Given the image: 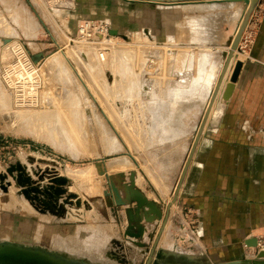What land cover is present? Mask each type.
Wrapping results in <instances>:
<instances>
[{
  "label": "rangeland",
  "instance_id": "rangeland-1",
  "mask_svg": "<svg viewBox=\"0 0 264 264\" xmlns=\"http://www.w3.org/2000/svg\"><path fill=\"white\" fill-rule=\"evenodd\" d=\"M2 3L4 2L0 0V19H3L0 28L7 25L17 29L19 38L3 40V44L1 43L3 47L0 46L3 49V52H0V172H5L12 164L18 162L27 164L31 174L33 170L45 171L55 167L58 173L70 179L71 185L68 189L82 200L80 209L87 213L91 224L94 222L97 224L94 215H99L100 210L105 211L108 207L110 209L114 207L112 195L126 191L133 171L136 173L137 186L144 193L151 197L165 193L171 197L169 202H173L185 162L195 140L196 129L203 120L202 99L209 90V83L196 77L203 74L201 70L203 65L197 64L193 54H198L199 57L208 54L209 56H206L211 60L212 66L218 68L225 60L224 44L228 43V39L225 38L213 43L203 40L201 38L203 36L194 33L189 24L195 20L213 18L215 19L213 22L216 23L215 29L219 28L228 38L240 17L239 7L231 8L232 17L224 18L220 16L221 14L206 10L198 2L175 3L167 7L158 4H129L122 0H11V5L14 4L16 11L13 14L10 7ZM258 19V17L252 19V24L249 21L247 30L243 33L245 35L242 37L245 39L242 40L241 48L244 47V51L253 47L259 30ZM86 24L87 31L82 33L81 28ZM112 31L116 34H112ZM36 33L38 35H35ZM192 35L200 38L194 37V40H190L189 36ZM19 47L24 53L17 52ZM131 49L151 51L149 62L146 61L145 64L147 72H153V75L164 72L162 83L164 82L165 88L164 91L159 90L156 86L157 80L152 77L151 84L148 85L150 89L146 86L140 89L138 75L139 80L136 79L131 88L132 106L127 99L120 98L117 100L118 104L116 103L119 108V111L115 110L116 113L112 104L115 99L112 87L116 82V72L113 69L116 66L121 68L125 64ZM172 50L173 56H170L168 62L174 60L176 51L191 52L189 81L181 86L170 84L174 70L167 71L165 65L164 68L159 67L162 54L166 55L167 51ZM90 52L91 54L94 52L97 61L100 60L97 63L99 65H96L100 67L103 79L97 78L92 70L93 66L88 62L87 56ZM133 56L137 59L132 64H137L138 67V64L143 63L139 61V56ZM50 58L51 61L46 60ZM12 66L16 69L13 70V73L16 71V74L14 73L16 77L11 72L13 77L19 76L21 79H14L12 75L7 74V69H11ZM24 68L27 73L32 71V77L28 78ZM6 75L16 80L15 82L13 80L16 84L9 86ZM139 89L145 96L146 94L151 96L153 90L160 91L159 99L163 102L158 105L160 107L157 109L160 110L156 109V114L145 115H148V120L156 121L155 126L159 125L156 129L152 130L149 127L151 123L149 124L147 119L135 118L138 114L136 112L145 105L138 102V96H142ZM175 97H179L180 102L175 106L177 109L173 107L170 110L169 106L172 100L175 101ZM143 98V102L150 101V98L153 100L152 97ZM125 108L133 113L127 114V119L123 117ZM153 110L156 112L155 108ZM122 160L125 162H121ZM33 177L36 178L34 174ZM18 191L19 188L15 185L10 187L9 192L0 189V192L5 193L3 195L0 193V243L6 241L17 246L25 244L41 250L73 253L70 255L80 256V259L126 258L117 250H108L105 255L96 257L90 253L93 251L103 253L105 248L82 247L83 242H77L72 232L43 231V228L38 227L37 219L29 218V213L36 214L40 219L47 215L31 207ZM106 193L109 194L108 197ZM7 203L9 205H6ZM17 206L18 208L21 206L20 211ZM68 206L65 205L67 209ZM76 209L77 207L73 206L69 211ZM71 219L77 217L68 212L66 217L56 215L53 220L62 223ZM157 222L162 224V221ZM155 230L149 228L153 238ZM159 230L155 238L156 236L159 238ZM185 230V227L180 228L181 235L187 234ZM119 242L123 246L118 248L125 251L126 255H130L132 251L126 245L125 239ZM146 243L147 249H150L154 240L147 236ZM136 247L138 250L141 249L143 256H148V250ZM160 253H163L161 259L172 262L178 259V253L167 250ZM156 259L155 253L153 262Z\"/></svg>",
  "mask_w": 264,
  "mask_h": 264
},
{
  "label": "crops",
  "instance_id": "crops-1",
  "mask_svg": "<svg viewBox=\"0 0 264 264\" xmlns=\"http://www.w3.org/2000/svg\"><path fill=\"white\" fill-rule=\"evenodd\" d=\"M1 1L10 7L12 14L16 13L11 0ZM257 17L256 40L242 57L243 67L233 94L223 102L218 117L206 129L176 201L169 202L171 197L165 193L156 197L145 193L160 203L163 212L171 205L165 228L158 238L157 251L178 253V259L176 263L163 259V264H250L259 250L248 242L256 240L257 246L258 241L264 243V0L250 21ZM2 21L0 19V24ZM16 30L7 25L0 28V46L3 47V40L18 39ZM0 52H3L1 47ZM112 196L118 204L94 215L97 224H91L82 209L68 211L77 219L62 223L54 222V216L49 214L40 219L29 213V218L37 219L38 227L45 232H72L77 242H83L82 247L105 248L103 253H90L96 257L105 255L108 250H117L125 254L127 260L142 264L146 257L131 242L125 240L132 251L130 255L118 248L117 242L125 239L123 233L128 227L130 205L126 191ZM187 210H192L197 218L193 241L191 235H187L184 218ZM147 227L156 229L155 238L162 224L155 222ZM182 227L186 228L185 236L181 235ZM154 238L155 241L157 236ZM77 260L82 264H118V260L124 259Z\"/></svg>",
  "mask_w": 264,
  "mask_h": 264
},
{
  "label": "water",
  "instance_id": "water-1",
  "mask_svg": "<svg viewBox=\"0 0 264 264\" xmlns=\"http://www.w3.org/2000/svg\"><path fill=\"white\" fill-rule=\"evenodd\" d=\"M129 4H150L156 5L158 0H122ZM199 0H182V1H167L166 3H197ZM214 1V0H213ZM223 1H239L244 3L246 6L245 15L243 21L235 35L232 42L231 51L226 57L224 63L221 79L216 87L218 91L221 86L222 78L227 70L230 60L233 57L234 51L239 48L240 41L242 39L243 33L248 26L249 20L256 10V8L261 4L262 0H223ZM112 34H116L114 31ZM243 67V61L238 60L235 63L230 82L228 83L224 93L223 100L227 102L233 90L235 84L238 81L241 69ZM208 113L204 116L197 134L193 142L190 153L185 162L182 175L178 184L177 191L173 198V203L176 201L178 196V190L183 184L187 171L191 165L193 157L197 151L198 145L200 143L201 137L204 133L205 124L207 121ZM205 134V133H204ZM32 159L30 160V162ZM33 174L36 178L33 177ZM33 174L29 173L27 164L18 162L12 164L5 172H0V187L4 192H9L12 185L19 188V195H22L39 213L51 214V215H63L67 216L69 208L75 206L80 209L82 206V200L80 197L69 191L68 186L71 185L69 178L58 173L57 169L53 167L51 170H33ZM126 192L128 194V204L130 205L127 210L128 227L124 231L123 236L125 240L131 242L133 245L145 248L149 251L148 256L142 264H163L162 255L160 251H157V243L159 241L158 237L155 239L153 246L147 249L146 237L149 236L153 240V236L149 232V227L147 225H152L154 222L162 221V227L159 230L161 234L165 228V224L169 217V211L171 205L167 206L166 212H163L162 207L159 202L149 198L139 187L136 182V173L133 171L130 174V182L126 187ZM109 194L106 193L108 197ZM64 203V205L61 203ZM115 205L118 204L114 203ZM65 205H69L68 209ZM109 205V204H108ZM113 205V204H111ZM149 232V233H148ZM120 247L123 245L117 242ZM252 247H257V241L252 240L248 242ZM7 243H0V264H71L68 261L65 263L57 261L51 257L50 254H42L36 251V249H17L11 248ZM157 256L155 262H153V256ZM47 256V257H46ZM125 256V254H124ZM145 257V256H143ZM264 250H259L255 258L251 260L250 264H264ZM118 264H135L133 261H129L126 258L122 261L118 260ZM82 264V263H75Z\"/></svg>",
  "mask_w": 264,
  "mask_h": 264
},
{
  "label": "bare ground",
  "instance_id": "bare-ground-1",
  "mask_svg": "<svg viewBox=\"0 0 264 264\" xmlns=\"http://www.w3.org/2000/svg\"><path fill=\"white\" fill-rule=\"evenodd\" d=\"M159 2L157 3L158 5H167V7L169 6V5H173V4H175V3H166L167 1H161V0H158ZM198 3H200V5H202L203 6V8H206L208 11H214V12H216V14H221L220 16H223L224 18L226 17V18H228V17H232L231 15L233 14V11H232V9L231 8H233V7H239V12H240V17H238L239 19H238V21H237V23H236V26H235V29H234V31H233V33H232V35L230 36V37H228V38H226L225 37V35L222 33V32H220V29L219 28H217V29H215L216 28V26H215V22H213V20H215V19H213V18H210V19H208V20H195V21H192L189 25H190V27H191V29H192V31L194 32V33H198L199 35H201V36H203V37H201L203 40H208V41H210V42H219V41H221V40H223L224 38H225V40L226 39H228V43H227V45L226 44H224L225 46V51H224V57H225V60H223L222 62H221V64H219V66H218V68L216 67L215 68V66H212V62H211V60L209 59V55L208 54H206V55H208V56H206V55H204V54H202V55H200V56H202V57H199V56H197L196 54H193V55H195V61H197V64L199 65V66H202L203 65V67H201V70H202V72H203V74L199 77L198 75L196 76L197 78H199L201 81L202 80H204L205 82L207 81V83H209V85H208V92H206V94H205V97H204V99H202V105H203V118H204V116L206 115V113H208V117H207V121H206V124H205V128H204V130H206L207 128H208V126L210 125V124H212L214 121H215V119L218 117V115H219V113H220V111H221V107H222V104H224L223 102H224V100H223V93H224V91H225V89H226V87H227V85H228V83L230 82V78H231V76H232V73H233V70H234V66H235V63H236V61H238V60H241V61H243V59L241 58V57H243L244 55H246V50L244 51L243 49H244V47H243V49L241 48V45L243 44L242 42V39H241V41H240V46H239V48L238 49H236L235 51H234V54H233V57H232V59L230 60V62H229V65H228V67H227V70H226V72H225V74H224V76H223V78H222V82H221V86L219 87V89H218V91L216 90V87H217V85H218V83H219V80L221 79V75H222V71H223V67H224V63H225V61H226V57L228 56V54L230 53V51H231V46H232V42H233V40H234V38H235V35H236V33H237V31H238V29H239V27H240V25H241V23H242V21H243V18H244V15H245V9H246V6H245V4L244 3H241V2H239V1H223V0H199L198 1ZM191 5V4H190ZM193 5V4H192ZM161 7V6H160ZM164 8V7H163ZM162 8V9H163ZM170 8V7H169ZM172 8H174L173 6H172ZM208 14H210V13H208ZM211 16V15H210ZM250 21V20H249ZM233 23V22H232ZM249 24V23H248ZM38 27V26H37ZM37 29V28H36ZM39 29V28H38ZM209 29H210V31H209ZM222 29V28H221ZM246 30H247V27H246V29H245V31H244V33L246 32ZM37 31V30H36ZM222 31V30H221ZM229 31V30H228ZM225 33V32H224ZM35 35H38L37 33L35 34ZM243 35H245V34H243ZM196 36V35H195ZM195 36H189L190 37V40L191 39H193L194 40V37ZM196 39H199L200 37L198 36V37H195ZM112 40V39H111ZM224 42V41H223ZM227 42V41H226ZM11 43V42H10ZM9 43V44H10ZM13 43H15V41L14 42H12V45L11 46H13ZM222 43V42H221ZM8 44V45H9ZM19 44V43H18ZM70 45V44H69ZM216 45V44H215ZM11 46H10V48H11ZM19 46V45H18ZM21 46V45H20ZM203 46H204V44H203ZM209 46V45H208ZM218 46H220V45H218ZM217 46V47H218ZM15 47V46H14ZM163 47V46H162ZM201 47V46H200ZM16 48V47H15ZM15 48H14V50H15ZM168 48V47H167ZM206 48V47H205ZM211 48V47H210ZM221 48V47H220ZM89 49V48H88ZM171 49V48H170ZM215 49V48H214ZM222 49V48H221ZM13 50V51H14ZM25 50V49H24ZM64 50V49H63ZM210 50V49H209ZM242 50V51H241ZM131 53H130V56L128 55V57H127V54H126V57L128 58V60L125 62V64L121 67V68H119L118 66H116V67H114V69H113V71L114 72H116V82L113 84V87H112V89L114 88V103H112L114 106V111L116 110V111H119L118 109V107H117V104H118V102H117V100L119 99L120 100V98H122L121 100H124V99H127L128 101L127 102H129V104L131 105L132 104V102H133V95L131 94L132 93V84H133V82L136 80V79H138L139 80V77H140V83H139V88L141 89L143 86H146L147 88H149V84H151L150 82H151V80H152V77H155L154 79H156L157 80V84H156V86L157 87H159V90H162V91H164V88H165V84H164V82L162 83V79H164V77L163 76H165L164 75V72L162 73V72H160L159 74L158 73H156L155 75H153L152 73L153 72H150V71H148L147 72V69L148 68H146V66H145V64H147L146 63V61H148L149 60V54H150V52H148V50H141V51H133L132 49L131 50H129ZM129 51H127V52H129ZM153 51V50H152ZM165 51V50H164ZM214 51V50H213ZM7 52V51H6ZM6 52H4V53H6ZM16 52V51H15ZM17 52H19V54L20 53H22L23 52V50H22V48L21 47H19L18 48V50H17ZM126 52V53H127ZM204 52H206V51H204ZM24 53V52H23ZM133 53V54H132ZM159 53V52H158ZM206 53H212V52H206ZM87 54V53H86ZM152 54V53H151ZM174 54H176L174 57H173V59L174 60H172V61H170V62H168V59L170 58V56H173V50L172 51H170V52H168L167 51V53H166V55H163L162 54V60L160 61L159 60V63H160V65H159V67H163L164 65H165V67L167 68V71L169 70V69H171L170 71H173L174 70V74H171L172 75V77H171V81H170V84H173L172 86H181V84H184V83H186L187 81H189L188 79H189V75H190V72L188 71V69H189V67L191 66V52L189 51V50H185V51H183V52H181V51H176ZM133 55H137V57H138V59H139V61H142L143 63L141 64V65H139L138 64V67H137V64L135 65L134 63L132 64V62L133 61H135L137 58H135ZM153 55H154V53H153ZM159 55H161V54H159ZM210 55H212V54H210ZM10 56V55H9ZM152 56V55H151ZM20 57H22V56H20ZM211 57V56H210ZM53 58V57H52ZM59 58V57H58ZM87 58H88V62H89V64H91L92 66H93V68H92V70H93V72L96 74V76H97V78L98 79H103L104 77L102 76V74L100 73L101 72V70H100V67H97V65H99V64H97V63H99L100 62V60L98 59V61H97V59H96V56H94V52H93V54H91V52L90 53H88V56H87ZM214 58V57H213ZM194 59V58H193ZM46 60H50L51 61V58L50 59H46ZM45 60V61H46ZM60 60V59H59ZM105 60V59H104ZM167 60V61H166ZM214 60V59H213ZM54 62H55V60H53ZM18 62H20V61H18ZM61 62V61H60ZM149 62V61H148ZM49 63V62H48ZM55 63H57V62H55ZM141 63V62H140ZM97 64V65H96ZM102 64V63H101ZM215 64V63H214ZM15 65V64H14ZM158 65V64H157ZM216 65H217V63H216ZM21 66H23V65H21ZM11 67V66H10ZM15 67V66H14ZM205 67V68H204ZM6 68V67H5ZM17 68V67H16ZM19 68V67H18ZM17 68V69H18ZM31 68H33V67H31ZM41 68V67H40ZM156 68V67H155ZM164 68V67H163ZM165 68V69H166ZM207 68V69H206ZM10 69V68H9ZM9 69H7L8 70V72H7V74L9 75H12V74H14L13 73V70H16L15 68L13 69V66H12V68L9 70ZM21 69V68H20ZM23 69V68H22ZM162 69V68H161ZM165 69H163V71L165 70ZM6 70V69H5ZM24 70H26L25 68H24ZM31 70V69H30ZM157 70H158V68H157ZM191 70V69H190ZM9 71H10V73H9ZM34 71V70H33ZM4 72H6V71H4ZM3 72V73H4ZM11 72H12V74H11ZM18 72V71H17ZM26 72V74H27V76H28V78H30V77H32V75H33V73H32V71H31V73L29 72V73H27V70L25 71ZM150 72V73H149ZM19 73H22V72H19ZM19 73H17L18 75H19ZM5 74V73H4ZM16 74V73H15ZM15 74H14V76H15ZM24 74V73H23ZM29 74V75H28ZM8 75H6L7 76V80L9 81L8 82V84H9V86L10 85H12L13 86V84H16V83H14L16 80H14V79H17V78H20L18 75V77L17 78H14L13 77V75H12V77L14 78V79H12V77L11 76H8ZM25 75V74H24ZM138 75H139V77H138ZM170 75V74H169ZM170 75V76H171ZM4 77V76H3ZM9 77V78H8ZM11 77V78H10ZM16 77V76H15ZM4 78H6V77H4ZM22 78V77H21ZM20 78V79H21ZM26 78V77H25ZM28 78H26V79H28ZM25 79V80H26ZM7 80H5V81H7ZM13 80H14V82H13ZM19 80V79H18ZM30 80V79H29ZM161 80V81H160ZM195 80V79H194ZM21 81V80H20ZM200 81V82H201ZM99 82V81H98ZM101 82V81H100ZM105 82V81H104ZM202 83V82H201ZM1 85H2V82H1ZM4 85V84H3ZM17 86V85H16ZM22 86V85H21ZM191 86V85H190ZM136 87V86H135ZM180 88V87H179ZM183 88H184V86H183ZM139 89V93H141L142 94V96H138V102L139 103H145V105L143 106V107H141L140 108V110H138L136 113H138V114H136L137 116L135 117L136 119H147L148 120V115H150V114H156L157 113V111H156V109L157 108H159L158 107V105H159V103H163L159 98H161L160 97V95H159V90L157 89V92H155V90H153L151 93L152 94H150L151 96H148L149 94H146V96L143 94V91L142 90H140ZM150 89V88H149ZM174 89V88H173ZM14 90V89H13ZM151 90H152V88H151ZM159 91V92H158ZM179 91V90H178ZM181 91V90H180ZM137 93V92H136ZM161 94V93H160ZM143 96L144 97H146V98H150V97H152L153 98V100L150 98V101L148 100V101H145V102H143L144 100H142V98H143ZM181 96V95H180ZM144 99V98H143ZM172 100V99H171ZM170 100V101H171ZM135 101V100H134ZM185 101H187V100H185ZM180 102V99H179V97H175V101H173L172 100V102H171V104H170V106H169V108H170V110H172V108L173 107H175L176 106V104L177 103H179ZM117 103V104H116ZM189 103H190V101H189V99H188V103H187V105H189ZM132 106V105H131ZM168 106V105H167ZM121 107V106H120ZM163 107V106H162ZM178 107V106H177ZM133 108V107H132ZM153 108H155V111L156 112H154V110H153ZM176 108V107H175ZM188 108V107H187ZM167 109V108H166ZM177 109V108H176ZM180 109V108H179ZM133 110V109H132ZM158 110V109H157ZM160 110V109H159ZM158 110V111H159ZM174 110V109H173ZM115 111V112H116ZM164 111V110H163ZM110 112V111H109ZM161 112V111H160ZM192 112V111H191ZM117 113V112H116ZM119 113V112H118ZM148 113V115L147 116H145L146 114ZM177 113V112H176ZM127 114H133L132 113V111H130V109H128V108H125L124 109V111H123V117H124V119H125V117L126 116H128ZM158 114H161V113H159L158 112ZM173 114V113H172ZM122 116V115H121ZM121 116H120V118H121ZM156 116V115H155ZM159 116V115H158ZM122 117V118H123ZM147 117V118H146ZM128 118H130V117H128ZM156 118H158L157 116H156ZM126 119H127V117H126ZM155 119V118H154ZM152 120H153V118H152ZM149 122V124L151 123V125L149 126L152 130L155 128H157L158 126H155V122H152L151 121V119H149L148 120ZM132 122V121H131ZM141 122V121H140ZM147 122V121H146ZM160 123V122H159ZM142 125V124H141ZM131 127H133V125L131 126ZM144 127V126H143ZM149 128V129H150ZM198 128H199V126L197 127V129H196V134H197V131H198ZM134 130V129H133ZM134 132H135V130H134ZM141 132H142V130H141ZM140 133V132H139ZM196 134H195V138H196ZM194 139V138H193ZM144 141V140H143ZM129 142V141H128ZM193 144V143H192ZM131 145V144H130ZM124 160H122L121 162H123ZM120 162V161H119ZM125 162V161H124ZM129 162V161H128ZM131 164V163H130ZM129 166V165H128ZM133 165H131V166H129V167H132ZM126 167V166H125ZM128 167V168H129ZM127 168V167H126ZM146 169H148L147 167H145ZM146 169H144V170H146ZM146 172H147V170H146ZM148 172H150L149 170H148ZM152 174V173H151ZM154 174V173H153ZM152 176V175H151ZM154 177V176H153ZM152 177V178H153ZM151 178V177H150ZM155 179V178H154ZM140 181V180H139ZM154 182H156V181H154ZM157 183V182H156ZM1 189V188H0ZM12 191V190H11ZM0 193H2L1 195H3V194H5V193H3V192H0ZM8 194V193H7ZM6 194V195H7ZM6 195H4V197H6ZM8 197H9V195H7ZM11 196H13V195H11ZM19 196V195H18ZM21 196V195H20ZM3 197V198H4ZM16 197V196H15ZM0 199H1V197H0ZM7 199V198H6ZM12 199V198H11ZM18 199H20V198H18ZM9 200V199H8ZM7 200V201H8ZM13 200V199H12ZM11 200V201H12ZM14 200H15V198H14ZM3 201V200H2ZM6 201V202H7ZM20 201V200H19ZM5 202V201H4ZM1 203V202H0ZM26 203V202H25ZM20 204V203H19ZM23 204V203H22ZM63 204V203H62ZM3 205H4V203H3ZM6 205H9L8 203L6 204ZM14 205V204H13ZM21 205V204H20ZM11 206H12V204H11ZM19 206V205H18ZM18 206H17V209H19V211H20V208H21V206H20V208H18ZM8 207H10V206H8ZM26 207V206H25ZM28 207V206H27ZM31 207H33L32 205H31ZM11 208V207H10ZM12 208H14V207H12ZM11 208V209H12ZM29 208V207H28ZM27 208V209H28ZM67 208V207H66ZM32 209V208H31ZM31 209H29V210H31ZM25 210V209H24ZM21 211H22V209H21ZM34 211V210H33ZM61 216V215H60ZM58 218V217H57ZM2 243H7V244H9L10 246L9 247H11V248H17V249H28V248H30V249H36V251L37 252H39V253H42V254H50L51 255V257L52 258H54L55 260H57V261H61V262H63V263H65V261H68V263H71V264H75V263H79L78 261L79 260H77V259H80V256L79 257H77V256H75V255H70V254H73V253H65V252H55L54 250L52 251H49L48 249L46 250H41V249H38V248H31L29 245H23V246H17L15 243H13V242H6V241H3ZM44 247V246H43ZM141 248V247H140ZM146 250V249H145ZM110 256V255H109ZM115 256V255H114ZM117 256V255H116ZM47 257V256H46ZM115 258V257H114ZM122 259H124V258H122ZM65 260V261H64ZM121 261V260H120ZM88 262V261H87ZM85 264V263H84ZM88 264H90V262L88 263Z\"/></svg>",
  "mask_w": 264,
  "mask_h": 264
},
{
  "label": "built area",
  "instance_id": "built-area-1",
  "mask_svg": "<svg viewBox=\"0 0 264 264\" xmlns=\"http://www.w3.org/2000/svg\"><path fill=\"white\" fill-rule=\"evenodd\" d=\"M86 27H87V24L82 26L81 28L82 33H85L87 31ZM106 29H105V32H106ZM105 36H106V33H105ZM244 39L245 37L244 38L242 37V40ZM184 218L186 220V228L189 231V235H191V241H193V238L197 234V218L195 217V213L192 210H187L184 215ZM257 248L258 250H264V243H262V241H258Z\"/></svg>",
  "mask_w": 264,
  "mask_h": 264
}]
</instances>
